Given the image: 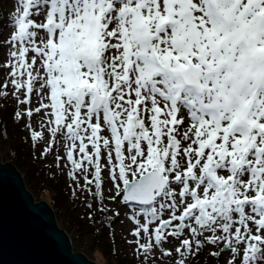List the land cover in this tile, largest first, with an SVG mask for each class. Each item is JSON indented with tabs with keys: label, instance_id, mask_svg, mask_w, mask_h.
Returning a JSON list of instances; mask_svg holds the SVG:
<instances>
[{
	"label": "snow or ice",
	"instance_id": "1",
	"mask_svg": "<svg viewBox=\"0 0 264 264\" xmlns=\"http://www.w3.org/2000/svg\"><path fill=\"white\" fill-rule=\"evenodd\" d=\"M9 109L113 255L264 264V0H0Z\"/></svg>",
	"mask_w": 264,
	"mask_h": 264
},
{
	"label": "water",
	"instance_id": "2",
	"mask_svg": "<svg viewBox=\"0 0 264 264\" xmlns=\"http://www.w3.org/2000/svg\"><path fill=\"white\" fill-rule=\"evenodd\" d=\"M0 264H98L73 249L52 206L36 201L20 170L1 155Z\"/></svg>",
	"mask_w": 264,
	"mask_h": 264
},
{
	"label": "trees",
	"instance_id": "3",
	"mask_svg": "<svg viewBox=\"0 0 264 264\" xmlns=\"http://www.w3.org/2000/svg\"><path fill=\"white\" fill-rule=\"evenodd\" d=\"M10 112L11 109L8 110V113L4 114V118L9 124V135L6 140L2 141H9L11 143L14 138L17 139V141L12 142L13 144H11L13 150L11 151L8 160L16 163V165L20 167L22 175L23 172L25 175H28L27 178L29 184L34 193L38 195L39 200L46 199L52 208L56 209L59 213L63 211L65 212V223L66 226L69 227L70 231L75 232L78 236H83L85 233L92 232L93 227L90 222L86 219H80V216L83 215L85 210L80 209L78 206L79 202H73L70 200L65 178L63 176H56L55 179L51 178L52 173L49 172L48 169L41 166L39 161H35L33 159L30 153L29 145L21 142V138L24 133H21L18 130H13L9 115ZM81 242L86 249L91 250L84 240H81ZM91 242L101 249L103 254L111 255L112 260H115V264H132L129 257L122 256L117 248V255L112 254L113 244L109 239L106 230L99 235L95 234ZM107 258H109V256ZM108 262L110 261L107 260L105 264H110Z\"/></svg>",
	"mask_w": 264,
	"mask_h": 264
},
{
	"label": "rangeland",
	"instance_id": "4",
	"mask_svg": "<svg viewBox=\"0 0 264 264\" xmlns=\"http://www.w3.org/2000/svg\"><path fill=\"white\" fill-rule=\"evenodd\" d=\"M13 3H14V0H8V4L9 5H11ZM7 10H8L7 8L4 9L5 12ZM16 141H17V139L14 138L12 142H16ZM12 142L10 143L9 141L4 142V141L0 140V155H1L2 160L4 162H7V160L10 157L9 155H10L11 151L13 150L12 147H11V144H13ZM8 161H10V160H8ZM39 163H40L41 166H43V163L42 162H39ZM14 165L20 170V167H18L16 165V163H14ZM23 177H24V180H25V183H26L27 188L32 192L33 196L35 197V200L36 201H40L38 195L36 193H34L33 189L31 188V186L29 184V181H28V178H27L28 175H25L24 172H23ZM77 202H79V201H77ZM80 209L83 210V208H81V207H80ZM54 212H55V215H56V218H57V221H58L60 227L61 228H65V231L69 234V236L71 235L73 249L75 251H81V252H83L89 259L94 260L98 264H105V262L107 260L110 261L108 263L115 264V260L114 259L112 260L111 255L103 254L102 251H101V249H99L93 242H91L92 238L95 236L94 231L85 233L83 236H78L75 232L70 231L69 230V227L66 226V223H65V218H66L65 215L66 214H65V212L63 211V212L59 213L56 209H54ZM120 236H121V230L118 227L117 228V233H116V246H117L116 248L119 251V253L122 256L125 257L127 255L125 254L124 243L120 239ZM81 240L82 241L84 240L86 242V244L88 245V247L91 248V250L86 249L82 245ZM108 256H109V258H107Z\"/></svg>",
	"mask_w": 264,
	"mask_h": 264
}]
</instances>
